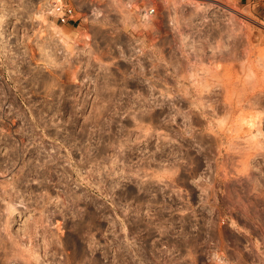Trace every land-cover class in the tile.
Listing matches in <instances>:
<instances>
[{"label": "rangeland", "instance_id": "obj_1", "mask_svg": "<svg viewBox=\"0 0 264 264\" xmlns=\"http://www.w3.org/2000/svg\"><path fill=\"white\" fill-rule=\"evenodd\" d=\"M66 1L0 0V264H264V14Z\"/></svg>", "mask_w": 264, "mask_h": 264}, {"label": "built area", "instance_id": "obj_2", "mask_svg": "<svg viewBox=\"0 0 264 264\" xmlns=\"http://www.w3.org/2000/svg\"><path fill=\"white\" fill-rule=\"evenodd\" d=\"M135 0H128L126 3L131 10V14L139 21H146L157 15V0H147L146 5L139 8L134 4ZM237 6H244L255 9L264 14V0H226ZM143 3V0H142ZM51 16L55 18L57 24L61 26L77 24L79 21L78 12L75 6L66 0H54L52 2ZM1 179V178H0ZM1 185V183H0ZM0 188V205L3 202Z\"/></svg>", "mask_w": 264, "mask_h": 264}, {"label": "bare ground", "instance_id": "obj_3", "mask_svg": "<svg viewBox=\"0 0 264 264\" xmlns=\"http://www.w3.org/2000/svg\"><path fill=\"white\" fill-rule=\"evenodd\" d=\"M46 8H48V7H46ZM43 13H44V12H43ZM49 13H52V8H51V11H49ZM55 26H56V25H55ZM53 27H54V26H53ZM57 27H58V26H57ZM57 27H56V28H57ZM57 29H59L60 31L62 30V29H60V28H57ZM53 30H54V29H53ZM55 30H56V29H55ZM58 34H59V35H58ZM54 35H56V36L58 35V36L62 39V40H61V39H60V40H61V41H64V42H65V38H67L68 40H70L69 36H68L66 33H64L63 31H61V32H59V31H55V34H54ZM58 36H57V37H58ZM17 204H18V203H17ZM20 206H21V208L23 207L22 205L19 204V207H20ZM9 207H10V208H9L10 211H14V210L16 209L17 205H13V206L10 205ZM17 212H20V211H17ZM16 214L18 215V213H15V215H16Z\"/></svg>", "mask_w": 264, "mask_h": 264}]
</instances>
